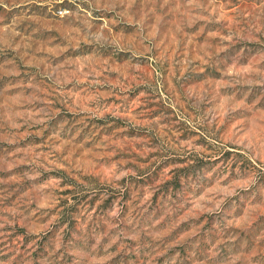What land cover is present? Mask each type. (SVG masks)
Instances as JSON below:
<instances>
[{"label":"rangeland","instance_id":"obj_1","mask_svg":"<svg viewBox=\"0 0 264 264\" xmlns=\"http://www.w3.org/2000/svg\"><path fill=\"white\" fill-rule=\"evenodd\" d=\"M0 264H264V0H0Z\"/></svg>","mask_w":264,"mask_h":264}]
</instances>
